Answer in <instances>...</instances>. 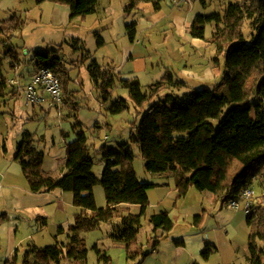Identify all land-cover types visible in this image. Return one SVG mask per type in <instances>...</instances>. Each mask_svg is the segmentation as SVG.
I'll use <instances>...</instances> for the list:
<instances>
[{"label":"rangeland","instance_id":"rangeland-1","mask_svg":"<svg viewBox=\"0 0 264 264\" xmlns=\"http://www.w3.org/2000/svg\"><path fill=\"white\" fill-rule=\"evenodd\" d=\"M236 1L194 0L191 6L177 7L170 0H165L159 11L150 3H140L139 9L128 15L126 8L129 0H100L96 13L88 18L87 15L70 20L69 13L66 15L62 11V7L68 5L54 0H3L0 4V58L4 57V44L11 42L21 53L22 62L18 63L20 75L32 67L30 63L36 52L59 50L65 64L71 69L69 89L72 92L69 97L73 101L65 96L61 113L57 109L49 111L47 108V111H43L37 105L34 108V105L27 103L21 87L25 82L22 74L16 77L17 66L12 68L9 58L4 59V74L8 81L18 78L20 84L16 87L9 85V90L13 88V91L6 98H12L0 102V264L12 261L16 254L17 264H22L26 250L34 243L47 246L55 244L57 240L68 241L70 220L75 219L80 211L73 203V193L63 191L59 195L53 191L33 194L20 162L14 161L13 155L17 154L18 143L24 135L31 133L36 147L44 151L48 166H59L66 157V144L76 137L73 124L77 121L84 124V130L93 144L90 153L94 160L93 172L98 178L102 177L106 164L100 152L103 145L115 150H119L125 142L132 145L135 156L128 175L140 181V188L149 195L150 205L142 218L137 244L132 247L136 252L133 258L124 244L114 242L109 236L116 225L114 223L119 222L120 218H116L114 222L102 223L99 228L84 234L88 248L84 263L63 259L60 264H106L102 258L104 254L110 257L109 264H193L195 261L200 264L250 263L249 212L244 205L239 209L228 207L232 199L224 201L220 198L222 195L215 198L212 192L200 191L194 186L190 187L186 196L177 198L174 176L180 168L172 167L165 176L148 171L140 147L130 142L137 110L129 90L120 85L115 87L110 101L102 104L99 98L101 92L95 87L89 72V65L94 59L104 65L119 64L118 46L131 42L130 35L126 34V23L137 21V39L145 41L136 44V52L140 49L141 54H146L154 65L161 62L162 68H169L177 78L188 81L190 90L204 86L213 88L221 80L224 70V56L218 54L215 44L210 43L215 23L206 24L205 37L195 38L192 44L184 34L185 28L179 27L178 30L175 24L177 20L183 23L186 19H193L200 12H223L230 2ZM58 20H62V23ZM243 32L246 40L250 41L252 29L248 20ZM97 34L106 40L101 47L98 46L100 37ZM75 38L84 41L90 58L84 59L83 51L75 49ZM185 69L197 72L196 75L206 74L207 69H212L214 74L200 80L198 76H189L187 72L184 74ZM151 80V75L143 78L144 92ZM120 97L127 100L128 109L112 113L111 107ZM231 170H237V166L233 164ZM252 187L255 189L252 201L259 203L264 194V177L256 178ZM94 194L98 206H106L105 191L100 183L95 185ZM32 206L45 209L48 224L44 228L42 221L39 220L38 224L39 216H33L28 209ZM124 211L126 209L121 208L122 214H125ZM162 211H167L174 222L173 229L168 233L155 231L150 222L151 214ZM197 216H201L199 223L195 222ZM60 226L65 229L64 233L59 234ZM14 234L16 249L19 250L13 249L12 255H8ZM156 236L159 244L153 249ZM108 238L111 244L105 241ZM258 246L264 250V241H259ZM207 247L212 252L205 259L202 252ZM147 252L151 253L145 256Z\"/></svg>","mask_w":264,"mask_h":264},{"label":"trees","instance_id":"trees-1","mask_svg":"<svg viewBox=\"0 0 264 264\" xmlns=\"http://www.w3.org/2000/svg\"><path fill=\"white\" fill-rule=\"evenodd\" d=\"M54 1L70 7L71 20L94 13L98 4V0ZM164 1L129 0L126 12L130 14L139 9L140 3H150L155 10H160ZM247 20L252 29L250 41L243 32ZM208 23H215L216 27L210 43L215 44L218 54L224 56L222 78L213 88L204 86L190 90L185 80L175 78L168 71L144 92L139 79H123L113 65L100 64L96 59L89 65V72L101 92L102 104L110 101L115 87L120 85L129 90L137 110L130 142L140 147L148 171L165 173L172 167H179L174 176L177 198L186 196L194 186L200 191L212 192L215 198L222 195L220 198L227 201L251 187L256 178L264 177V0H237L230 2L223 12H200L189 28L192 36L204 38ZM127 27L133 38L136 22ZM83 42L81 38H75L74 46L83 51L84 59H88L91 55ZM2 52L0 100L13 89L9 90L10 84L4 74V59L9 58L12 68L22 62L21 53L11 42L4 44ZM30 64L32 67L21 73L23 81L29 79L34 69L50 67L59 76L64 95L73 101L69 97L71 69L59 50L36 52ZM127 109V100L122 97L111 107L112 113ZM73 129L76 137L66 144V171L60 177H52L46 172L45 153L36 147L31 133L25 134L18 145L15 158L20 162L30 190L34 193L58 189L70 191L74 205L80 208L68 228L67 242L57 240L47 246L32 245L26 250L22 264H60L63 259L84 263L88 256L84 234L99 228L102 223L114 222L116 218H120L119 222L114 223L109 236L114 242L124 244L131 258L136 255L132 247L137 244L150 198L146 190L136 192L141 183L128 175L135 156L132 145L122 143L119 150L103 145L100 152L106 164L102 177L98 178L93 172L94 160L90 153L93 144L84 124L77 121ZM233 164L237 170H231ZM98 183L105 191L107 204L104 207L98 206L94 194ZM123 203L140 204L141 211L122 214L120 205ZM248 212L249 264H264V250L258 246L259 241H264V194L259 203L252 202ZM200 218L197 216L195 222L199 223ZM150 222L155 231L161 229L168 233L174 227L167 211L150 215ZM58 230L59 234L65 232L62 226ZM158 244L156 236L153 249ZM211 252L212 249L207 247L202 252L203 258L208 259ZM17 255L5 264H17ZM102 258L109 264L107 254ZM193 264L200 263L195 261Z\"/></svg>","mask_w":264,"mask_h":264},{"label":"crops","instance_id":"crops-1","mask_svg":"<svg viewBox=\"0 0 264 264\" xmlns=\"http://www.w3.org/2000/svg\"><path fill=\"white\" fill-rule=\"evenodd\" d=\"M99 1L100 0H98L97 8H96V11L94 13H96L98 11ZM1 3H3V0H0V4ZM161 9H162V7H161ZM62 11L66 15H67V13H69V16H70V7L69 6H63L62 7ZM157 11H159V10H157ZM94 13H92V14H94ZM92 14H89L87 16V18L90 17ZM195 17L196 16H194L193 19H190V20H187L186 19L183 23H182V20L181 21L177 20V23L175 24V26L178 27V30H179V27H184L185 28L184 34L188 38V40H189V42L191 44L195 42V40H194L195 37L192 36L189 28L192 25V23L194 22ZM70 20H71V18H70ZM61 21L62 20H58V22L62 23ZM135 22H136V31L134 32L135 35H134L133 38L130 37V41H131L130 43L128 41L125 42V43L124 42L123 43H120V46H118V51H117V56L120 57L119 58L120 59V62H119V64H114L113 66H114L115 71L118 72V73H120L121 78L128 79V80L137 78V79H139L141 81V84H142L143 78H147V76L151 75V79L152 80H151V82H149V84H147L149 86L151 83H154V82H157V81L161 80L168 71H170V72H172V71L169 68H162L161 62L157 63V65H154V63H150V60H149L150 58L148 56H146V54L145 55L144 54H141L140 49H138V51L136 52V50H137L136 44H139L141 42L144 43L145 40L142 39V41H141L140 39H137L138 22L137 21H135ZM129 24L130 23H126V34H128V36L130 35L129 34L130 33L129 32V29L127 27V25H129ZM180 31L182 32V29ZM97 36L100 37L99 38L100 39V42H98V46L101 47V46H103L105 44V41L106 40H105V38L99 36L98 34H97ZM177 51H179V50H177ZM150 64H152L151 67H150ZM155 66H156V68H155ZM151 68H152V70H151ZM150 70L152 72L151 74L149 72ZM185 72L189 73L188 74L189 76H191V75L194 76V77L195 76H198L200 80H203L206 77L207 78L208 77H211L214 74V72H213L212 69H207L206 74H202V75H196V74H198L197 72L196 73L195 72H190V71H187V69L184 70V74H185ZM174 76H175V78H177V75L174 74ZM157 77H159V78H157ZM22 80H24V79L22 78ZM186 82H187L188 89H189L190 88L189 82L188 81H186ZM10 98H12V97H8V98L5 97V98L1 99L0 102L6 101V100H8ZM37 106H39L43 111H47V106H46L45 103H43L41 105H37ZM34 108H36V105L34 106ZM48 110L50 111L51 109L48 108ZM18 145H19V143H18ZM13 157H14V161H18L15 158L16 157V153L13 155ZM62 160L63 161L60 162V165L59 166H58V164H55L54 166H52L50 164L51 166H48L47 161L45 159L44 160V168H45L46 172L49 175H51L52 177H60V176H62L64 174V172L66 171V157L64 159H62ZM166 173L167 172H165V173H156V174H160L162 176H165ZM58 190H60V189H58ZM142 190L143 189L140 188L136 192H139V191H142ZM55 192H56V194H59V195H62L63 194L62 193L63 192L62 190H60V191L55 190ZM32 193L33 194H38V193H34V192H32ZM120 206H121V208L126 209V211H124L125 214H127L128 212L139 213L141 211V205L140 204L123 203ZM75 207H77V206H75ZM28 209H30V211L32 212V215L33 216H39V217H45L46 218V220H45L46 222L44 221V219L38 218V224H39V220L42 221V224H43L42 225L43 226L42 228H44L48 224V216H47L46 211H45L44 208H42L40 206H37V207L36 206H32V207H29ZM5 214H3V215L5 216ZM70 221H71L70 224H73L74 221H75L74 217L71 218ZM159 230H161V229H159ZM11 240L12 241L10 243V249L8 250V255H12L11 253L17 247V242H16L15 234L13 235V237L11 238ZM105 241L108 244H111V239L110 238L105 239ZM34 245H36V244L34 243ZM36 246H38V245H36ZM39 247H42V246H39ZM98 249L101 250L99 247H98ZM16 250H19V249H16Z\"/></svg>","mask_w":264,"mask_h":264},{"label":"built area","instance_id":"built-area-1","mask_svg":"<svg viewBox=\"0 0 264 264\" xmlns=\"http://www.w3.org/2000/svg\"><path fill=\"white\" fill-rule=\"evenodd\" d=\"M177 7L191 6L194 0H170ZM16 77H19V67L15 71ZM9 84L17 86L20 84L18 78L9 80ZM21 86V85H20ZM26 95V101L31 105L46 104L49 109H57L59 113L63 110L65 95L63 92L61 80L50 67H39L30 73L29 79L21 86ZM255 196V189L245 188L242 193L228 202V207L239 209L243 204L245 209L249 210L252 205V199Z\"/></svg>","mask_w":264,"mask_h":264}]
</instances>
